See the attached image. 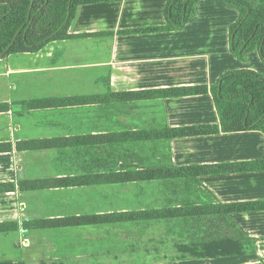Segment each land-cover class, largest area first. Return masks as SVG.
Instances as JSON below:
<instances>
[{"label": "crops", "instance_id": "1", "mask_svg": "<svg viewBox=\"0 0 264 264\" xmlns=\"http://www.w3.org/2000/svg\"><path fill=\"white\" fill-rule=\"evenodd\" d=\"M166 2L81 4L71 32L115 33L54 40L0 57V104L7 105L0 108V264H264V208L225 215L222 206L264 200V170L21 186L88 171L143 169L168 150L177 166L264 158L260 130L146 140L145 148L131 145L124 156L116 136L126 130L219 123L211 93L68 101L213 84L230 69L264 72L257 50L245 60L231 51L229 29L240 13L220 0H200L183 30L118 33L164 25ZM91 135L97 137L92 142Z\"/></svg>", "mask_w": 264, "mask_h": 264}, {"label": "trees", "instance_id": "2", "mask_svg": "<svg viewBox=\"0 0 264 264\" xmlns=\"http://www.w3.org/2000/svg\"><path fill=\"white\" fill-rule=\"evenodd\" d=\"M114 0H0V57L11 53L33 52L41 49L54 40L71 39L78 36L108 34L114 31L76 34L71 32L78 8L85 3H100ZM200 0H167L165 7L166 23L139 28L123 29L118 33H145L157 31H173L185 29L187 23L197 15ZM225 5L236 8L240 16L232 22L229 29L231 51L241 60L257 50L264 61V0H220ZM211 93L220 116L219 123L199 124L182 127H160L147 130H126L115 138L123 145L124 156L128 155L131 145L145 148L144 141L187 135L213 134L239 130H260L264 133V72L251 68L230 69L220 75L213 84H194L144 89L134 91L109 92L78 96L68 99L75 103H95L114 101L146 100L165 97H180L193 94ZM28 106L31 102L26 103ZM6 107L0 104V108ZM113 142V135H106ZM96 136L91 135L92 142ZM164 140L162 142H164ZM134 143H133V142ZM47 141H42L45 144ZM135 142L137 144H135ZM29 146L41 145L36 142ZM141 144V145H140ZM164 144V143H163ZM165 146V145H164ZM162 157L143 169L123 170L122 172L98 173L88 171L83 175H72L39 180H27L21 183L25 188H52L57 186H76L93 184L103 181L121 180H152L167 178H193L203 174H220L236 171L264 170V158L223 162L215 164H195L177 166L168 150ZM118 160V159H117ZM116 160V162H117ZM144 162H139L143 164ZM126 164H129L128 162ZM12 188V186L10 187ZM229 212L264 208V200L228 203L222 205ZM241 230V229H240ZM244 239L248 236L241 230Z\"/></svg>", "mask_w": 264, "mask_h": 264}]
</instances>
